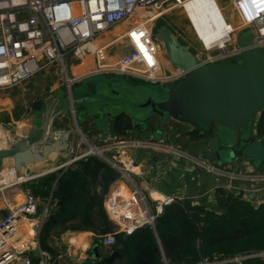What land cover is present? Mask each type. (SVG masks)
Segmentation results:
<instances>
[{
  "label": "built area",
  "instance_id": "obj_1",
  "mask_svg": "<svg viewBox=\"0 0 264 264\" xmlns=\"http://www.w3.org/2000/svg\"><path fill=\"white\" fill-rule=\"evenodd\" d=\"M189 1L0 0V92L28 83L34 75L52 67L66 76L70 90L77 79L69 75V59L80 61L89 53L96 58L95 68L91 71L94 75L129 76L155 84L181 80L186 74L185 70L172 69L167 65L155 29L158 19L168 21L169 15L177 13ZM229 1L243 19V23L234 31L250 29L255 34L256 45L264 48V0L250 1L251 5L255 4L253 12L250 8L247 10L249 0ZM124 23L127 24L124 32L114 38L109 37L102 45L96 44V40ZM116 44H121L123 53L111 51ZM206 50L209 52L212 49ZM240 51L241 47L235 42L234 48L226 53L220 50L219 54L201 52L197 56L203 61L215 62L226 56L238 55ZM87 145L86 150L79 152L83 142L78 144L74 160L98 154L119 169L121 179L130 183L132 188L123 200V196L115 191L108 198L107 211L119 230L101 235L103 245L114 246L118 232L130 235L140 227L154 226L165 206L177 200L174 196H168L165 199H152L153 204L149 203L131 176L133 159L125 161L124 157L130 145L185 154L182 149L156 138L113 140L102 146L87 142ZM204 165L214 168L207 163ZM35 177L16 167L6 173L1 168L0 192L28 183ZM243 177L249 178V175L244 174ZM253 178L264 182V172ZM50 202L40 208L39 198L29 192L26 200L8 208L9 211L0 219V264H35L34 257L38 258L37 264L58 262L60 256H53L43 249L39 240L42 226L52 212ZM253 260L263 261L264 249L233 255L215 253L188 264H250Z\"/></svg>",
  "mask_w": 264,
  "mask_h": 264
},
{
  "label": "crops",
  "instance_id": "obj_2",
  "mask_svg": "<svg viewBox=\"0 0 264 264\" xmlns=\"http://www.w3.org/2000/svg\"><path fill=\"white\" fill-rule=\"evenodd\" d=\"M205 1L197 0L194 5L191 6L190 4L193 3H190L185 6L190 5L188 12L192 16L196 28H201L203 34L211 33L217 37L221 30H225L223 27L226 24V20L223 16H220V13H217L219 10H215V3H205ZM199 3L204 5H201L203 8L198 11L197 7L195 9L194 7L199 5ZM210 21L215 22L211 23ZM124 31L125 28L120 33ZM108 34L96 40V44H104L109 39ZM221 42L222 40L218 43ZM225 46L224 42L220 48L225 50L226 47L228 48V46ZM111 51L115 52V50ZM95 65L96 58L91 53L80 61L75 58H70L68 61L69 75L77 79L72 87L75 85L82 87L81 95L83 100L79 96L81 99L78 102V107L74 102L75 97L72 93V87L70 90L68 89L63 78L54 67L34 75L28 83L6 92H0V107H3L0 108V111L8 113V118L11 116V119L1 121L0 126L27 127L26 123L37 112L44 116V121H49L48 134L45 139L40 144L32 146V150L35 153L34 157L27 162L25 159L28 155H21L23 166L20 167V171L30 173L33 176L36 175V177L28 183L9 187L0 192V219L9 211V207L16 206V204L26 200L29 192L33 194L29 185L35 180L59 168L71 165L75 161L73 158L77 153V146L82 142L83 136L88 138L89 144L97 146L106 145L113 140L133 138L147 140L156 137L154 131H148V129L145 131V128L138 126V119H135L131 112H126L124 109H110L108 125L98 121L100 115L104 113L102 112L103 114H101L97 110L95 111L92 105H89L90 107L88 108L84 100L86 96L98 94L96 85L88 82V80L97 76L91 74ZM127 77V83L134 88L139 85H145L142 84L145 83L143 81ZM108 85L115 87V89L117 88L115 84L109 83ZM84 87L86 88L85 95ZM62 96L65 97V100ZM13 99L25 109H27L28 105H30V108L25 110L20 116L19 114L13 115L10 110ZM64 101L67 102L66 107H64ZM71 111L74 112V116ZM261 113L256 116L255 122L259 119ZM121 114H126L128 117L133 116L132 125L123 132L114 129V122ZM157 120H163L162 124L165 122L170 123V127L175 128L176 138L180 139L181 142L178 144L172 141L166 133L160 139H164V142L173 147L182 149L185 154L178 151H170L166 159H158L157 154L159 151L153 148L132 145L126 148L127 155H125L124 160L133 159L131 176L135 185L146 195L149 203L153 204L152 199H165L168 196H174L177 200L184 201L187 199L193 204L206 205L210 209H215L218 206V191L223 189L235 195H240L256 205L264 202V182L253 178L264 172V161L260 166L253 158H249L245 154L237 155L233 165L229 161L221 164L216 161L217 159L209 161V156H207L201 146L202 140H199L198 133L189 124L173 117L157 118ZM149 121L154 122L155 120L152 118ZM149 121H147L148 126ZM253 133L257 139H263L257 136L256 128H254ZM195 145L200 149L196 148ZM83 150L82 146L78 151ZM15 162L14 158L7 159L4 166H2V172H12L15 169ZM204 163L214 168L206 167ZM244 174H248L249 178L243 177ZM124 187L128 191L132 189L131 184L122 180L121 177L111 183L105 199V207L113 191L119 192L123 196L122 200L126 198ZM153 210L155 211L154 208ZM108 214L115 224V231L117 232L119 226L112 219L109 212ZM36 218H38V215ZM97 238H101V235H97L94 231L68 228L59 234H53L47 242L54 249L56 255L60 256L58 264H87L88 260L92 259V256L89 257L88 254H93ZM113 249H115V245L108 247L101 242L99 243L98 250L101 256L108 255ZM93 264H96L94 260ZM114 264L124 263L116 260Z\"/></svg>",
  "mask_w": 264,
  "mask_h": 264
},
{
  "label": "water",
  "instance_id": "obj_3",
  "mask_svg": "<svg viewBox=\"0 0 264 264\" xmlns=\"http://www.w3.org/2000/svg\"><path fill=\"white\" fill-rule=\"evenodd\" d=\"M238 34L236 43L241 47L238 55L206 62L180 42L171 27L164 23L156 29L155 36L162 46L167 65L185 70L181 80L136 88L126 83L110 93L105 85L97 84V89L100 88L98 94L86 96L84 100L86 103L104 102L109 105V110L131 112L138 119V126L143 128L154 116L186 122L198 133L199 140H202V145L199 144L209 161L217 159L219 164L229 161L245 154L251 147L249 145L260 142L253 127L256 116L264 110V48L256 45L251 30ZM97 112L103 114V110ZM26 125L19 128L0 126V169L7 159L14 158L15 167L20 170L23 166L21 155L27 154L25 160L29 162L35 154L32 146L40 144L48 134L49 121H44L41 113H34ZM155 126L158 128L155 131H162L158 120ZM168 156L167 151L157 154L158 159ZM100 242H96L93 249L92 258L96 264H114L123 258L118 249L101 256Z\"/></svg>",
  "mask_w": 264,
  "mask_h": 264
},
{
  "label": "trees",
  "instance_id": "obj_4",
  "mask_svg": "<svg viewBox=\"0 0 264 264\" xmlns=\"http://www.w3.org/2000/svg\"><path fill=\"white\" fill-rule=\"evenodd\" d=\"M130 126L131 122L125 126L114 123L120 132ZM254 128L264 139V110ZM120 177L119 169L100 155L90 154L30 184L40 208L49 200L53 205L39 233L40 246L55 256L47 242L53 234L68 228L91 230L97 235L115 231L104 203L111 183ZM124 190L126 196L128 189ZM217 204L215 209L187 199L167 204L154 226L140 227L130 235L116 233L115 249L123 253L117 260L124 264H188L215 253L233 255L264 249V202L256 205L223 189L218 191ZM33 259L37 264L38 258ZM251 262L264 264L261 260Z\"/></svg>",
  "mask_w": 264,
  "mask_h": 264
},
{
  "label": "rangeland",
  "instance_id": "obj_5",
  "mask_svg": "<svg viewBox=\"0 0 264 264\" xmlns=\"http://www.w3.org/2000/svg\"><path fill=\"white\" fill-rule=\"evenodd\" d=\"M193 4H190L191 6L194 5L195 3H197V1H193L191 2ZM205 3H215L216 7L215 10H219L217 11V13H220V16H223V18H225L226 20V24H224V29L225 30H221V33L219 35L214 36L211 33H207V34H203L201 31V28H196L194 26L193 20H192V16L189 14V6H184L182 8H180V10L175 13V14H171L168 17V21H165L164 19H158L156 21L157 26L156 29L161 26L162 24H167L171 27L173 33L175 36H177V38L180 40V42H182L183 44H185L194 54H200L201 52H205L206 54L208 53H215V54H219V51L221 50L222 52L226 53L229 50H232L235 46V42L236 39L238 37V33L243 32L246 33L247 31H250V29H242V30H236L234 31V29H236L238 26H240V23H237L235 21V19L233 18V15L231 14L230 10H228L225 6H223L221 4V2L219 0H206ZM188 5V4H187ZM201 5H204L202 3H199V5H195L194 9L197 7L198 11L199 9H202L203 7ZM146 16V14H145ZM211 23H214L215 21H210ZM127 24L124 23L121 25V27H116L114 28L112 31L109 32L108 37L114 38V36L118 35L124 28H126ZM155 29V32H156ZM234 31V32H232ZM119 32V33H118ZM220 40H222L221 43H218ZM223 40H225V45L228 46V48L226 47L225 50L220 48L221 45H223ZM207 49H212L209 52L206 50ZM121 44H116L114 45L111 50H115L118 53H123L121 50ZM220 49V50H219ZM60 73V72H59ZM60 76L63 78L65 84L67 85V78L66 76H64L62 73H60ZM127 76H120V75H115V74H107V75H97L96 77L91 78L90 80H88V82L90 83H94L95 85H105L107 87V92L110 93L111 90L114 91L115 87H108L109 83L111 84H115L117 87L120 85L125 86V84L127 83ZM87 82V83H88ZM142 84H148L151 86H157L159 84H155V83H151V82H145ZM68 87V85H67ZM112 88V89H111ZM125 88V87H123ZM69 89V87H68ZM100 89V88H98ZM126 89H128L126 87ZM81 90L82 87L75 85L72 87V93L75 97V103L77 105V107L79 106L78 102L79 100L83 97L81 95ZM107 92H101V93H107ZM86 94V88L84 87V95ZM79 96H81V98H79ZM63 99L65 100V97L62 96ZM1 99V98H0ZM83 99V98H82ZM67 102L64 101V107H66ZM92 105V107L96 110H103V115H100L99 118V122L103 123L105 125H108V121H109V105L106 106L104 102H88L86 103V106L89 108ZM126 106V105H125ZM3 108V107H0ZM30 108V105H28L27 109ZM25 109L23 106H21L15 99H13V102L11 103L10 106V110L12 111L13 115H22L23 112H25ZM72 110V109H71ZM87 111V109H85ZM8 112V111H7ZM8 113L4 112V111H0V123L3 120H7V119H11L8 118L7 116ZM71 114H73L74 116V112L71 111ZM39 115V114H38ZM126 116V117H125ZM13 117V116H12ZM130 117V118H129ZM127 116L126 114H121L119 118H121L122 120H125L124 122L122 120H117L114 123L120 124V126H125L126 123L131 122L132 125V117L133 116ZM82 118V117H80ZM157 116H154L153 121H149V126L146 124V127H144L145 131L148 129V131H154L155 132V136L157 139H160L163 134H167L169 135L168 137L172 140L177 142L178 144H180L181 140L176 138V131H174L175 128L170 127V123H163L162 121H159L161 127L160 130L162 129V131H155L157 128V126H155V122L157 120ZM129 119V120H128ZM81 122V119H80ZM102 124V125H103ZM139 128V127H138ZM77 129H79L77 127ZM136 139V138H133ZM183 140V138H181ZM185 139V138H184ZM82 142H83V148L84 150H86L88 148L87 142H88V138H86V136L82 137ZM185 141V140H184ZM182 141V142H184ZM252 141H250L251 143ZM196 148L200 149L199 147H197V145H195ZM194 146V147H195ZM251 146V147H250ZM249 150H247L245 152V155L247 157H251L253 156V159L255 160V162L258 165H262V162L264 161V139H260V142H257L254 145H249ZM197 150V149H196ZM203 150V149H202ZM198 151V150H197ZM196 152V151H195ZM237 154V153H236ZM235 157L231 160H229V163L231 165H233ZM128 195V194H127ZM126 195V196H127ZM93 254L89 253L88 256L91 257ZM93 258L88 260L87 264H93Z\"/></svg>",
  "mask_w": 264,
  "mask_h": 264
},
{
  "label": "bare ground",
  "instance_id": "obj_6",
  "mask_svg": "<svg viewBox=\"0 0 264 264\" xmlns=\"http://www.w3.org/2000/svg\"><path fill=\"white\" fill-rule=\"evenodd\" d=\"M193 1H197V0H191V1L187 2L186 4H190ZM219 1L221 2V4L223 6H225L228 10H230V12L233 15V17L235 18L236 22L240 23V25H241L243 23L242 16L239 14L238 10H236L234 8V5L232 4V2L229 1V0H219ZM250 1L251 0H249V3H248L249 5H248L247 10L249 11V8H250V11L253 12L254 11V7H255V4H252L251 5V2ZM254 3H255V1H254ZM261 12H262V10H261ZM118 27L120 28L121 26H118Z\"/></svg>",
  "mask_w": 264,
  "mask_h": 264
},
{
  "label": "flooded vegetation",
  "instance_id": "obj_7",
  "mask_svg": "<svg viewBox=\"0 0 264 264\" xmlns=\"http://www.w3.org/2000/svg\"><path fill=\"white\" fill-rule=\"evenodd\" d=\"M161 49H162V46H161Z\"/></svg>",
  "mask_w": 264,
  "mask_h": 264
},
{
  "label": "snow or ice",
  "instance_id": "obj_8",
  "mask_svg": "<svg viewBox=\"0 0 264 264\" xmlns=\"http://www.w3.org/2000/svg\"><path fill=\"white\" fill-rule=\"evenodd\" d=\"M150 59V58H149Z\"/></svg>",
  "mask_w": 264,
  "mask_h": 264
}]
</instances>
